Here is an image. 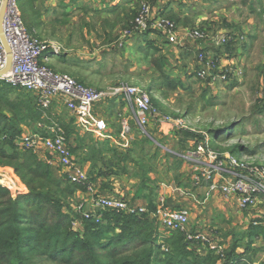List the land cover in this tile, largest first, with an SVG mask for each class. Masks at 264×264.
Segmentation results:
<instances>
[{
    "label": "rangeland",
    "instance_id": "obj_1",
    "mask_svg": "<svg viewBox=\"0 0 264 264\" xmlns=\"http://www.w3.org/2000/svg\"><path fill=\"white\" fill-rule=\"evenodd\" d=\"M121 1V7L116 10H113V4L108 3L109 0H17V7L27 31L44 42L45 46L60 50L56 55L50 48L40 57V61L45 57L48 59L44 65L54 72L68 75L83 86L93 89H106L116 85L141 87L156 97V106L167 113L165 115L183 120L186 128L193 131V134L209 137L208 149L215 151L223 161L227 162L226 157H230L240 165L251 166L253 169L264 167V0H170V3L165 0L166 4L160 9V0H133V6L128 4L132 0ZM146 1L153 10L158 7V12H154L159 16L168 18L167 14L172 13L179 34L182 35L184 30H197L206 35L207 38L199 47L204 49L205 57L213 64L211 76L218 77V80L212 82L211 77L209 81L196 79L200 68L196 58L199 48L192 43H187L185 49H174L156 32L146 38L140 35L127 39L125 33L131 29L135 19L130 17V12L135 11L137 14L141 3ZM21 6L26 10V20ZM28 24H31V30ZM224 34L237 39L235 52L218 55L215 59L211 51L214 47L222 46L217 45L215 39ZM150 40L153 42L150 43ZM147 41L148 47L151 45L148 50L145 49ZM158 59L164 63L172 80L184 83L183 88L176 84V90L159 91L163 86L153 82L156 77L154 63ZM225 73L227 79L220 80ZM120 105L122 104L114 105L113 101H108L95 109V114L108 121L110 130L116 136L120 119L128 118V114L124 115L120 110ZM49 117L51 121H46V124L56 122L64 131V124L72 126L74 133L69 137L74 139L73 144L76 137L87 135L76 125L73 114L58 102L53 105ZM42 120L24 124L21 134L32 135L41 133L43 128H53V124L46 125ZM130 126L134 140L141 137L136 127ZM175 129L174 127L173 130ZM147 130L150 131L149 128ZM175 132L168 134L170 137L167 136L165 142V147L170 151L172 146L176 147L173 145ZM210 133H215V136L211 137ZM193 141H188L185 149L191 148ZM183 151L178 152L183 154ZM191 167L192 165L188 167L182 160V167L176 170V173L180 172L178 181L174 178L175 173H170V179L162 174H159V178L163 183H168V187L179 181L190 185L187 172L191 171ZM51 169L54 178L67 181L68 177L63 169L57 165H51ZM127 175L121 178L128 180ZM0 189L8 192L12 199L19 193L20 196L28 194L26 184L16 175L14 168L4 164H0ZM200 190L202 189L187 188L189 193L195 195L198 203L190 196L175 194L179 201L188 199L180 207L188 209L192 220L190 229L204 239L198 238L197 241L188 243V248L202 254L213 249L215 255H220L221 264L224 252L226 254L232 246L233 235L238 234L246 238L241 242L237 253L242 256L244 247H247L244 255H248L246 252L252 248L248 247L246 233L251 225L264 227V198L256 206L241 212L234 202L222 201L219 194L202 200ZM5 195L7 197V193ZM5 200L6 198L0 200V203ZM65 203L63 213L70 217L76 215L71 230L82 238L84 221L75 213L81 200L73 194L65 199ZM153 221L158 235L156 246L160 249V257L165 258L170 252V247L163 240L168 231L162 229L157 220ZM261 236L253 242L256 252L247 261L248 264L251 261L252 264H264V243L263 235ZM34 262L47 264L39 258H35Z\"/></svg>",
    "mask_w": 264,
    "mask_h": 264
},
{
    "label": "trees",
    "instance_id": "obj_2",
    "mask_svg": "<svg viewBox=\"0 0 264 264\" xmlns=\"http://www.w3.org/2000/svg\"><path fill=\"white\" fill-rule=\"evenodd\" d=\"M119 7L121 5L115 6L113 10ZM21 11L26 20L23 6ZM130 13V17L135 18L137 15L135 11ZM168 16L177 24L172 13H168ZM28 28L32 29L31 24H28ZM150 34H144V38ZM232 37L225 45L214 47L211 51L213 58L235 52L237 39ZM147 43L146 48H143L151 49ZM202 53L205 54L204 51ZM153 70L156 74L154 84L158 82V86H163L159 88L160 92L176 90V84L183 88L184 83L172 80L160 59L155 61ZM152 104L159 110L153 99ZM160 112L167 114L162 110ZM42 119L43 113L33 94L13 89L0 81V164L13 167L28 188V194L18 195L15 199L0 189V200L6 198L0 203V264H36L35 258L47 264H220L221 257L215 255L213 249L207 255L200 256L188 248L179 232H168L163 237L170 252L161 258L160 249L156 246V224L149 215L137 217L106 212L100 223L84 222L80 238L71 230L75 215L70 217L63 213L65 199L71 197L78 188L63 178L57 180L53 177L51 165L33 153L21 152L16 147L15 141L22 132L21 127L27 122L36 123ZM64 125L70 140L69 135L74 130L71 125ZM193 133L187 128L177 130L173 153L163 151L170 136L157 140L154 131L149 132L150 137H137L126 150L116 148L109 141H97L90 134L79 136L74 145L71 143V152L79 160L78 163L90 164L88 175L92 181L97 178H120L129 173V179L137 181L133 185L136 198L144 199L152 213L155 211L156 182L150 176L161 166V174L165 178L170 179V173H175L174 178L178 181L180 172L176 173V170L182 167V160L176 155L178 151L185 150L188 141H205V137ZM210 135L214 137L215 133ZM158 181L162 179L158 177ZM176 186L189 187L180 181ZM246 235L248 247L252 248L246 252L248 255H244L247 247H244L242 256L237 253L246 237L235 234L232 246L226 254L224 252L222 264H248L247 261L256 252L253 248L255 238L263 235L264 243V227L251 225Z\"/></svg>",
    "mask_w": 264,
    "mask_h": 264
},
{
    "label": "built area",
    "instance_id": "obj_3",
    "mask_svg": "<svg viewBox=\"0 0 264 264\" xmlns=\"http://www.w3.org/2000/svg\"><path fill=\"white\" fill-rule=\"evenodd\" d=\"M152 8L148 1L141 3L131 29L125 33L127 39L156 32L169 46L184 48L187 43H201L207 38L203 32L197 30H185L182 35L179 34L174 21L159 16ZM3 31L13 55L12 75L4 82L13 89L33 94L38 108L43 113L44 123L51 121L50 111L55 102H58L73 114L76 125L81 127L80 130L90 134L97 141H109L120 150L128 149L134 141L130 121H133L138 132L146 137H150L147 128L151 123L156 124L155 126L163 123L172 124L177 130L186 128L183 120L173 119L154 107L151 93L141 87L116 85L106 89H93L45 66L44 63L48 59L45 57L40 61V57L52 47L45 46L44 42L27 31L17 7V0L8 1ZM232 38L229 34L219 35L215 43L225 45ZM52 50L56 55L60 53L59 49ZM197 52L196 58L199 60L200 68L196 79L206 81L211 77L212 82L218 80V77L211 76L213 65L211 61L205 57L202 49ZM5 59L6 55L0 43V70L5 65ZM225 79L226 73L220 77V80ZM108 101L122 104L130 115L128 118L120 119L117 136L110 130L107 121L95 114L97 113L95 109ZM41 123H38L39 127H42ZM51 124L53 128H43L41 133L20 134L15 141L16 147L21 152L33 153L39 159L43 155L45 163L57 165L65 171L67 181L78 188L74 194L80 198L81 203L75 213L82 221L100 223L106 212L137 217L149 215L150 218L157 220L162 229L181 233L186 244L197 241L198 238L203 239L200 234L190 229L188 209H170L166 206L164 197L157 199L155 211L150 213L147 204L130 203L123 198L101 194L88 172L72 154L71 142L64 129L56 122L46 125ZM208 142V137H205V141L195 140L190 144L191 148L185 149L183 154H176L188 167L192 165L189 172L190 184L196 189H202L200 190L202 200L219 194L224 201L234 202L241 212L256 206L260 199L264 198V167L253 169L251 166L240 165L236 159L230 157H226L228 160L225 162L215 151L209 150ZM163 150L170 152L167 148ZM171 189L175 194L190 196L198 203L195 195L186 189L175 185ZM74 220L76 219L73 217L72 222Z\"/></svg>",
    "mask_w": 264,
    "mask_h": 264
},
{
    "label": "crops",
    "instance_id": "obj_4",
    "mask_svg": "<svg viewBox=\"0 0 264 264\" xmlns=\"http://www.w3.org/2000/svg\"><path fill=\"white\" fill-rule=\"evenodd\" d=\"M109 1L110 2H108V3L113 4L114 6H117L120 3H122V1L120 2V0H109ZM132 1H130L128 3L130 6H133L134 5V1L133 2ZM160 1H161V3L158 5L159 9H160V7H162V6H164L166 4L165 3V0H160ZM167 1H168V3H170V0H167ZM158 7H154V11L158 12ZM151 42H153V41H151ZM194 45H196L197 48L202 49V51H203V48H200L199 47L201 45L200 42L199 43H196ZM169 47H172V46H169ZM185 48H186V46H184V49ZM174 49H177V48H174ZM199 49H197V50H199ZM151 96H152V99L153 100L156 99L155 96L154 97H153V95H151ZM114 105H117V104H114ZM119 108H120V110H122V113H124V115H127L128 114V112H126L127 108H125L123 105H120ZM129 116L130 115L128 114L127 117H129ZM107 123H108V121H107ZM130 124L132 126L135 125L133 121H130ZM108 125H109V123H108ZM174 127L175 126L172 125V124L169 125V124H164L163 123V124L157 125L155 127L150 125L149 129H150V131H154V136L156 137L157 140H162L163 138L167 137L168 134L174 133L175 130L177 131V127H175L176 128L175 130H173ZM71 140H72V142H71ZM73 140H74L73 138H70V142L72 143V145H74L73 144ZM165 148L168 149V147H165ZM172 148H173V146H172ZM172 148H170L171 151L168 149L170 151V153H173V149ZM43 159H45V156L42 155L40 157V160H43ZM80 165H82V167L88 172L89 166H90V164L88 162L87 163L80 162ZM186 168L187 167H185V170H186ZM159 174H161V166H159L158 169H157V171L150 176L151 179L156 182L155 183V187H156L155 205H156L157 199L159 197H164L165 200H166V206L168 208H170V209H180V208H182L180 206H182L185 203L184 200H188V199H184L183 198V199H181L179 201L177 199L175 193L171 189V187L174 186V183L169 184L170 187H168V183H163L162 181H158ZM185 175L186 174L184 173V176ZM188 175H189V173L187 172V176ZM93 182L95 183V185L97 187V190L100 191L101 194H106V195L113 196V197L123 198L124 200L129 201L130 203H137V204H141V205H146L147 204V202L144 199L136 198V196H135V189H134L133 185L136 184L137 181L134 180V179H128L127 180L126 178H121V177L120 178L119 177H110V178H107V179H105V178H97ZM188 186L189 187H180V188L186 189V190H187V188H191V189L193 188V186L191 184L188 185ZM221 200L224 201L222 198H221ZM190 221L192 222L191 218H190ZM190 250H193V249H190ZM210 250H212V249H210ZM193 251H195V250H193ZM209 251H206L203 254L201 252H196V251L195 252L198 255H200V256H205V255H207L209 253ZM202 252H204V250H202Z\"/></svg>",
    "mask_w": 264,
    "mask_h": 264
},
{
    "label": "water",
    "instance_id": "obj_5",
    "mask_svg": "<svg viewBox=\"0 0 264 264\" xmlns=\"http://www.w3.org/2000/svg\"><path fill=\"white\" fill-rule=\"evenodd\" d=\"M8 1L9 0H1V3H0V43L6 55L5 65L0 70V81H4L5 79H8L9 77H11L12 71H13V55L5 39L4 31H3V23H4V19L6 15V10L8 7Z\"/></svg>",
    "mask_w": 264,
    "mask_h": 264
}]
</instances>
